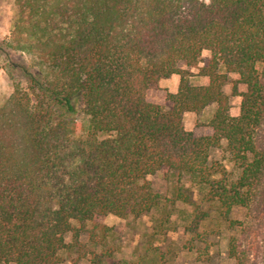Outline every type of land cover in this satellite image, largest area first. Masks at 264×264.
<instances>
[{"label":"trees","instance_id":"trees-1","mask_svg":"<svg viewBox=\"0 0 264 264\" xmlns=\"http://www.w3.org/2000/svg\"><path fill=\"white\" fill-rule=\"evenodd\" d=\"M15 5L8 44L40 68L26 70L29 90L16 84L0 106V264H65V251L77 253L70 264H106L81 235L97 245L111 231L104 216L157 207L162 197L148 176L161 169L197 177L233 226L232 209L251 206L264 172V0ZM204 50L210 58L201 65ZM173 74L180 82L167 106L150 101L148 92ZM230 74L237 78L227 93ZM194 75L207 83L192 84ZM232 96L241 97L238 115ZM210 104L212 134L186 129L185 113ZM79 110L89 117L84 135L73 120ZM222 140L241 167L237 179L210 161ZM206 215H195L193 231ZM261 218L247 249L231 239L235 264H264Z\"/></svg>","mask_w":264,"mask_h":264},{"label":"rangeland","instance_id":"rangeland-1","mask_svg":"<svg viewBox=\"0 0 264 264\" xmlns=\"http://www.w3.org/2000/svg\"><path fill=\"white\" fill-rule=\"evenodd\" d=\"M15 11V0H0V106L14 91L16 84L29 90L26 70L36 72L40 68L32 55L8 44ZM209 58L210 52L204 50L201 65ZM192 71L197 73L198 69ZM236 78V75H229L230 85L225 88L227 93L231 92V82ZM190 80L191 83L196 82L194 77ZM239 90H245V85L239 84ZM167 92L166 88L156 86L148 92V99L167 106ZM240 103L241 97H231V114H239ZM215 109L216 104H210L200 112H187L184 115L186 129L196 135L212 134L209 122ZM73 120L77 123L76 134L84 135L88 130L89 117L79 110ZM260 137L264 140V126ZM210 161L220 162L230 179H237L241 173V167L228 150L225 140L211 149ZM148 179L162 197L157 207L139 217L104 216L101 222L110 226L111 231L97 245H91L89 234L83 233L80 237L98 252L107 255L106 264H235L229 254L231 239L235 238L237 244L246 249L255 239L264 213V172L251 206L232 209L229 217L236 221L233 226L220 213L217 204L208 200V187L197 177L161 169L149 175ZM199 211L207 215L198 230L193 231L192 221ZM203 231L208 233L200 238L198 232ZM66 239L72 241V233H68ZM61 255L65 264H70V260L77 257V253L67 251ZM80 263L92 264L88 260Z\"/></svg>","mask_w":264,"mask_h":264},{"label":"crops","instance_id":"crops-1","mask_svg":"<svg viewBox=\"0 0 264 264\" xmlns=\"http://www.w3.org/2000/svg\"><path fill=\"white\" fill-rule=\"evenodd\" d=\"M192 77H194L196 79V82H198V83L195 82L192 84L203 85V84L207 83V78L204 76L194 75ZM179 82H180V77L177 74H173L169 77L162 78L159 81L158 86L160 88H166L168 90V92H170V93H176L178 91ZM190 82H192V81L190 80ZM185 114H187V113H185Z\"/></svg>","mask_w":264,"mask_h":264}]
</instances>
